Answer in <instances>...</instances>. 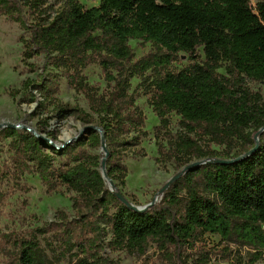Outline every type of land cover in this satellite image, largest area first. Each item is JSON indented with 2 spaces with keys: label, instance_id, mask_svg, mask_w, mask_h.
Returning a JSON list of instances; mask_svg holds the SVG:
<instances>
[{
  "label": "trees",
  "instance_id": "obj_1",
  "mask_svg": "<svg viewBox=\"0 0 264 264\" xmlns=\"http://www.w3.org/2000/svg\"><path fill=\"white\" fill-rule=\"evenodd\" d=\"M61 4L0 0V15L28 33L22 41L24 62L44 57L38 80L24 85L40 95L38 108L57 102V74L85 96L91 114L79 110V117L84 124L96 117V128L105 135L107 180L96 153L102 135L95 129L63 149L69 163L60 166L54 154L61 153L43 138L10 127L0 131L12 138L18 174H37L48 194L77 195L74 220L61 214L59 222L13 238L15 256L5 264H54V258L117 264L105 257L107 248L141 256L151 243L181 260L183 250L207 233L236 235L264 254V96L249 87L264 84V0H99L92 8L80 0ZM130 41L150 44L154 51L132 63ZM182 55L190 64L170 70ZM93 64L114 85L107 95L90 86L83 73ZM134 78L141 79L160 122L155 137L161 160L185 167L192 159L206 162L182 174L161 202L145 211L131 209L117 197L128 176L125 152L135 154L148 136L146 117L130 93ZM173 114L180 118L176 135L169 131ZM161 131L169 135L170 155L159 143ZM258 134V148L250 154ZM204 139L224 150L204 148ZM107 231L111 238L106 245ZM48 236L43 246L39 238Z\"/></svg>",
  "mask_w": 264,
  "mask_h": 264
},
{
  "label": "rangeland",
  "instance_id": "obj_2",
  "mask_svg": "<svg viewBox=\"0 0 264 264\" xmlns=\"http://www.w3.org/2000/svg\"><path fill=\"white\" fill-rule=\"evenodd\" d=\"M87 8L99 6V0H80ZM57 8L61 7L62 0H55ZM255 5V3H253ZM28 33L12 19L0 15V126L3 131L10 125L21 126V132L30 133L43 130L41 137L50 143L57 153L56 166L69 163V158L62 154L66 143L72 144L87 139L90 127H97L96 117L92 124H84L79 117V110L91 114L88 102L84 95L72 89L61 74H57L59 93L57 102L52 107L38 108L42 99L38 92L25 89L27 81H37L45 64L44 57H36L24 62L23 39ZM134 53L132 63L147 58L153 51L150 44L141 41H130ZM170 67L172 71H180L190 64L186 55ZM50 71V70H49ZM46 72V74L49 73ZM84 75L90 86L99 91L100 95L110 93L113 84H108L101 68L90 65L84 70ZM224 74V70L220 71ZM141 79L131 80L130 93L136 98V105L146 117L145 130L147 137L142 138L140 146L126 151L123 164L128 169V176L121 193L127 200L138 208H143L153 202L159 204L162 200L161 190L186 168L175 160H161L155 129L159 127V119L148 104V97L140 87ZM253 92L264 96V84L250 83ZM15 95V96H12ZM33 97L37 101L32 102ZM72 108L71 113H61L60 109ZM48 120V126L42 129L43 121ZM180 118L170 116L171 135L181 131ZM23 127V128H22ZM47 135H51L48 137ZM166 131H161L160 140L165 155H170V139ZM12 138L0 135V264H5L15 256L12 246L13 238L28 237L37 229L59 222L63 214L70 221L76 218L73 208L77 198L76 193L63 191L61 194H48L38 175L35 173L18 174L13 165V153L10 148ZM254 144H259L254 139ZM201 145L210 150L222 151L224 148L215 146L207 139ZM50 149H47L49 152ZM95 153V151H92ZM102 160L105 155L102 150L96 152ZM161 157V158H160ZM161 161V162H159ZM203 160L192 159V164L204 165ZM52 235V234H50ZM40 237L43 246L50 239ZM111 235L106 233L105 243H109ZM105 257L117 264H264V254L258 249L249 246L241 237L236 235L228 238L220 234H204L194 246L184 249L181 260L175 255H167L157 250L151 243L144 255H131L126 252H111L106 249ZM54 264H73L70 260L53 259Z\"/></svg>",
  "mask_w": 264,
  "mask_h": 264
},
{
  "label": "water",
  "instance_id": "obj_3",
  "mask_svg": "<svg viewBox=\"0 0 264 264\" xmlns=\"http://www.w3.org/2000/svg\"><path fill=\"white\" fill-rule=\"evenodd\" d=\"M92 1H95V0H92ZM10 128H14V129H18V128H21V126H15V125H10L9 126ZM2 128V126H0V129ZM23 128V127H22ZM90 129H95L97 132H99L101 135H102V141H103V143H102V148H101V150H102V152L104 153V155H105V157H104V159L102 160V172H103V177H104V179H106L107 180V169H106V161H107V157H108V149H107V145H106V140H105V135H104V133L102 132V130L101 129H99V128H96V127H90ZM33 133V135H35V136H37V137H40V138H42L41 137V135L39 136L38 134H36L34 131L32 132ZM258 137H259V134L256 136V138L258 139ZM70 143H66L65 145H64V148L65 147H67L68 145H69ZM258 148V144H257V147H255V149H253L251 152H250V154L251 153H253L256 149ZM200 164H193V165H190V166H188V167H186L184 170H183V172L182 173H180L179 175H177L170 183H168L162 190H161V196L165 193V191L171 186V184L174 182V181H176L177 179H179L180 178V176L182 175V174H184L185 172H187V171H189L191 168H193V167H196V166H199ZM112 185V184H111ZM113 186V185H112ZM117 197L125 204V205H127V206H129L131 209H134V210H138V211H145L148 207H150V206H153V205H155L156 204V202H153V203H151L150 205H148V206H146V207H143V208H138V207H135V206H133L122 194H120V193H117Z\"/></svg>",
  "mask_w": 264,
  "mask_h": 264
}]
</instances>
